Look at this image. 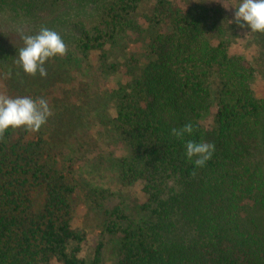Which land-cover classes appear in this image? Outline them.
I'll return each instance as SVG.
<instances>
[{"label":"trees","instance_id":"obj_1","mask_svg":"<svg viewBox=\"0 0 264 264\" xmlns=\"http://www.w3.org/2000/svg\"><path fill=\"white\" fill-rule=\"evenodd\" d=\"M96 1L107 4L109 40L137 33L130 16L143 9L149 24L146 60L118 90L114 119L131 156L121 159V179L142 182L145 218L125 227L107 222L119 239L116 264H264V98L251 87L256 66L215 40L224 26L209 8L206 16L187 0ZM35 2L0 0V9L20 15ZM104 44L101 31L80 35L86 51ZM213 71L221 87L217 143L193 161L185 147L201 141ZM40 147L16 139L0 116V264H102L101 242L87 261L79 244L70 246L80 241L73 189L41 163Z\"/></svg>","mask_w":264,"mask_h":264},{"label":"rangeland","instance_id":"obj_2","mask_svg":"<svg viewBox=\"0 0 264 264\" xmlns=\"http://www.w3.org/2000/svg\"><path fill=\"white\" fill-rule=\"evenodd\" d=\"M94 1L36 0L32 11L20 15L0 9V116L11 122L16 139L40 143L41 163L72 187L71 222L80 241L70 246L79 244L87 261L101 242V263L116 264L119 239L107 222L116 218L125 227L145 218L142 182L121 179V159L131 156L114 119L118 90L146 60L149 24L142 8L143 13L130 16L137 33L125 30L115 42L109 40L107 4ZM176 1L181 6L185 0ZM187 2L195 4L198 15L208 16L209 8L224 26V36L215 40H225L230 54L256 66L251 87L258 99L264 98V7L252 0ZM97 30L105 34L104 46L84 50L82 31L92 35ZM104 54L115 64L113 71L102 61ZM207 84L210 100L201 119V141L185 147L193 161L206 157L217 143L214 112L221 87L216 71Z\"/></svg>","mask_w":264,"mask_h":264}]
</instances>
